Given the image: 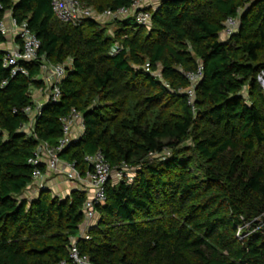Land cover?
I'll return each instance as SVG.
<instances>
[{"label": "trees", "instance_id": "trees-1", "mask_svg": "<svg viewBox=\"0 0 264 264\" xmlns=\"http://www.w3.org/2000/svg\"><path fill=\"white\" fill-rule=\"evenodd\" d=\"M52 1L0 0V24L10 13L41 43L22 64L28 75L4 68L0 49V264H72L86 193L29 197V160L40 143L58 144L72 110L85 132L61 159L85 176L100 153L135 174L109 183L90 240L78 242L93 264H264V0H157L150 26L128 18L113 32L61 22ZM79 1L97 14L133 4ZM228 19L239 27L226 38ZM67 61L61 100L43 106L29 136L41 65ZM200 65L191 104L187 74Z\"/></svg>", "mask_w": 264, "mask_h": 264}, {"label": "built area", "instance_id": "built-area-1", "mask_svg": "<svg viewBox=\"0 0 264 264\" xmlns=\"http://www.w3.org/2000/svg\"><path fill=\"white\" fill-rule=\"evenodd\" d=\"M153 2L157 1L133 0V4L129 8H122L117 11L108 10L103 14H97L92 8L84 5L79 0H53L52 6L56 17L63 23L76 25L88 19L101 22L133 18L138 25L150 26L152 14L147 10L152 8ZM238 27V19H228L225 23L224 36L226 38L231 37L237 32ZM0 31L8 38L7 43L0 46V49L6 52L3 61L4 68L9 69L13 76L19 72L28 75V71L22 67V64L38 60L40 41L29 29L26 22L19 24L10 13L1 22ZM119 50L120 46L115 45L113 54L118 53ZM70 66L71 61L60 65L43 62L40 67V74L37 77L42 82V87L32 89L33 104L25 109L30 120L28 124L22 127V132L32 136L37 117L40 115L43 106L48 102L56 103L61 100V84L66 79ZM202 77L203 68L201 65L196 73L187 74V78L191 83V88L187 91L191 104L195 102V88ZM258 82L264 92V71L258 76ZM5 84L4 82L3 86ZM62 124L63 137L58 144L53 146L48 143H40L34 156L29 160V163L35 166L33 184L29 187V197L42 190L53 189L51 175L55 173L64 176L63 178L66 181L75 185V189L86 193L87 200L83 207L84 221L80 226L79 236L71 239L69 251L72 264H93L89 257L82 255L78 242L80 239L90 240L88 231L98 223V207L107 202V186L109 183L132 182L135 174L127 165H123L118 170L111 169L103 156L98 153L86 159L92 169L85 176H82L73 164L64 162L60 154L85 132L83 115L76 110H72L67 117L62 119ZM238 236H240V232ZM61 264L69 263L63 262Z\"/></svg>", "mask_w": 264, "mask_h": 264}, {"label": "rangeland", "instance_id": "rangeland-1", "mask_svg": "<svg viewBox=\"0 0 264 264\" xmlns=\"http://www.w3.org/2000/svg\"><path fill=\"white\" fill-rule=\"evenodd\" d=\"M157 4H158V2H153L151 7L154 8V7H156ZM101 23L103 25L107 26L109 28V30L111 32H113V30L115 28L113 21H101ZM63 177L57 173L51 175V179L53 180V181L51 180L52 181V188H53V189H51L52 195L64 198L67 195H69V193H68L69 187H72L75 189V185L70 184V182L66 181L65 178H63ZM65 184H68L67 188H66Z\"/></svg>", "mask_w": 264, "mask_h": 264}, {"label": "crops", "instance_id": "crops-1", "mask_svg": "<svg viewBox=\"0 0 264 264\" xmlns=\"http://www.w3.org/2000/svg\"><path fill=\"white\" fill-rule=\"evenodd\" d=\"M224 37V36H223ZM64 184V183H63ZM65 186H66V188L68 187V184H65ZM74 188H72V187H69V189H68V193H70L72 190H73Z\"/></svg>", "mask_w": 264, "mask_h": 264}]
</instances>
